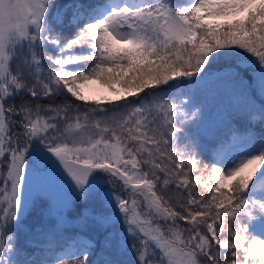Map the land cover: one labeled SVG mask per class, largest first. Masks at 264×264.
<instances>
[{"label":"snow or ice","instance_id":"1","mask_svg":"<svg viewBox=\"0 0 264 264\" xmlns=\"http://www.w3.org/2000/svg\"><path fill=\"white\" fill-rule=\"evenodd\" d=\"M54 261L264 264V0H0V264Z\"/></svg>","mask_w":264,"mask_h":264},{"label":"rangeland","instance_id":"2","mask_svg":"<svg viewBox=\"0 0 264 264\" xmlns=\"http://www.w3.org/2000/svg\"><path fill=\"white\" fill-rule=\"evenodd\" d=\"M86 91H100L106 93V90L101 89L99 84L88 85ZM256 131L258 132V129H256ZM205 144L206 142L203 145ZM214 158V160L217 159L216 150ZM51 167L52 166L49 165V168ZM65 187V185L58 181L55 171L47 175L32 176L30 174V182L25 187L23 198L25 201H28L37 194L51 197L55 207L50 219L52 221H56L58 217L64 216L62 209V199L65 195H67ZM70 195L71 194L69 193V197ZM31 222L32 221L28 219L25 220V223ZM254 223H256L258 226L259 222L255 221ZM86 239L87 237L82 235V230L78 227L75 219L67 218V223L63 224L62 226V235L57 237L53 243L42 245V247L46 249L50 248L51 251H47L45 254H52L53 257L67 256L70 253H74L77 250V245L83 243ZM29 246L32 247V245ZM71 258L74 259L75 257L71 256Z\"/></svg>","mask_w":264,"mask_h":264},{"label":"trees","instance_id":"3","mask_svg":"<svg viewBox=\"0 0 264 264\" xmlns=\"http://www.w3.org/2000/svg\"><path fill=\"white\" fill-rule=\"evenodd\" d=\"M54 102L59 103L60 100L57 99ZM257 129H259V128L257 127ZM201 143L202 142L200 141V145H201ZM195 151H197L199 153L198 158L201 159L203 161V163H205V164H211V163L214 162V151H215V149H213L210 144H208V146H206V147L200 146V147L196 148ZM21 237H22V240H26L28 238L27 235L24 234V233H21ZM31 248L32 247H30L29 245H27L25 247V249L22 250L21 255L22 256H26L28 254V252L31 251ZM39 254H40L39 252L35 253V255H39ZM46 255L49 256L50 258L53 257L52 254H46ZM28 258L31 259L33 257L32 256H28ZM54 263H55V261H54Z\"/></svg>","mask_w":264,"mask_h":264}]
</instances>
